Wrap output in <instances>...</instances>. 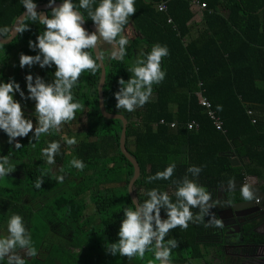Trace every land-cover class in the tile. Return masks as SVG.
<instances>
[{
	"label": "trees",
	"instance_id": "16d2710c",
	"mask_svg": "<svg viewBox=\"0 0 264 264\" xmlns=\"http://www.w3.org/2000/svg\"><path fill=\"white\" fill-rule=\"evenodd\" d=\"M163 1H167L166 12L157 8ZM192 1L135 0L137 11L125 26V34L133 27L138 35L126 46L124 60H115L111 54L102 53L107 72L103 89L105 108L111 114L124 115L129 121L126 144L141 169L134 185L140 202L148 198L146 193L153 188L161 191L169 187L176 189L173 181L182 180L185 176L208 191V188L243 181L247 176L262 177L264 173V0H198L207 6L206 26L198 31L197 37L188 41L194 17ZM33 2L40 5L47 4L48 0ZM99 2L96 0V5ZM73 3L78 5L79 0H73ZM24 11L22 0H0V29H9L3 38L10 37L15 21ZM81 11L92 31L94 23L86 11ZM39 12L51 17V10ZM24 23L29 24V31L19 33L8 45L0 44V52L5 51L2 56L0 54V63L6 67L10 61L8 54L20 44L24 45L22 54H38V49H30L29 41H36L44 26L39 21L33 23L26 19ZM157 43L169 49V56L162 60L165 79L154 85L150 101L142 108L131 113L117 109L114 94L120 88L119 79L127 81L132 75L130 68L135 50L143 58L142 54L150 52ZM54 72L53 65L41 68L38 76L45 82H52ZM100 78L101 68L95 75L88 72L85 82L79 80L73 89L75 100L84 105L83 111L78 112L70 123L81 125L84 131L83 138L73 147V157L67 156L70 147L55 132L41 136L39 141L32 139L30 132L28 137L19 140L23 147L5 152L2 151L8 147L0 148V156L8 155L26 162L22 163L25 164L23 179L13 178L7 187L0 186V222L8 221L12 214H19L30 223L25 225L31 232L38 255L31 261L26 259V264H71L63 256L67 251L65 245L60 250L53 245L52 250H47L48 255L42 256L44 245L49 240L46 236L53 238L59 233H62V238L72 241L70 245L76 248L68 249L83 255L85 264H149L150 260L154 261L151 252L146 253L143 260H129L119 254L111 255L105 247L106 243L119 239L123 209L134 207L128 189L134 167L120 149L122 122L108 120L101 114ZM9 80L17 82L0 71V81ZM22 86L26 95L27 87L24 83ZM200 92L211 102L223 122V131L216 130L200 106ZM19 98L21 100L17 101L23 107L24 99ZM24 113L35 124V119ZM191 122L197 123L198 129L189 130L187 125ZM173 123L176 128H171ZM1 136L8 138L2 130ZM54 140L61 144L55 164L64 174L66 171L69 174L73 159H79L86 165L83 171L72 169L73 173L69 174L72 178H65L63 183L57 180L42 156V149ZM132 140L133 148L129 146ZM228 153H234L240 166L232 165ZM170 163L176 165L171 180L147 182L148 176L163 171ZM192 166L201 168L198 176L188 172ZM38 177L44 181L39 189L35 187ZM114 184L124 186L122 190L103 187ZM60 189H64V193H60ZM28 191L33 194L29 195ZM53 191L58 192L52 194ZM24 197L28 199L24 201ZM171 197L174 201L175 196ZM87 198L94 211L90 216H85L89 208ZM34 200H37L35 205H40L42 213L48 214L47 217L43 218L40 210L32 207ZM161 216L167 218L163 209ZM42 218L47 219L46 229L40 233L36 227L43 224ZM195 224L190 223L186 230L178 227L165 237L166 240L175 238L179 244L172 250V264H195V261L205 259L198 242L202 238L198 233L202 234L204 221ZM91 253L94 254L92 258ZM1 264H6V261ZM154 264L159 262L154 261Z\"/></svg>",
	"mask_w": 264,
	"mask_h": 264
},
{
	"label": "clouds",
	"instance_id": "9594fccd",
	"mask_svg": "<svg viewBox=\"0 0 264 264\" xmlns=\"http://www.w3.org/2000/svg\"><path fill=\"white\" fill-rule=\"evenodd\" d=\"M25 11V19L35 23L39 21L44 26V31L36 37V41H29L32 50H39L35 56L21 54L19 66L31 68L39 65L40 68L55 66L54 79L45 82L40 76L35 79L31 74L26 75V87L28 96L21 90L20 84L15 80L0 82V130L8 136V143L19 149L23 147L17 138H25L31 132L32 139L39 141L43 135L53 132L60 133L65 124L76 119V114L83 111L84 105L75 100L73 89L78 86L80 77L85 72L95 75L104 57L93 52L99 48L100 41L118 45L111 58L123 61L126 56V46L129 39L125 35V26L130 17L134 16L137 9L135 0H79V4L73 0H63L56 5V0H48L51 9V17L38 12L37 4L33 0H22ZM95 5V7H94ZM82 10L95 25V31L89 33L85 27V18ZM29 24H20L17 31L23 34L29 31ZM9 32L7 27L0 29V35ZM169 56L167 46L159 43L153 45L150 52L142 54L143 58L136 60L130 68L132 75L125 81L119 79V90L114 94L117 109H123L129 113L146 105L153 95L154 85H158L165 79L166 72L162 69L163 58ZM26 100H32L34 104L35 124L32 119L26 118L21 103L14 99L15 93ZM219 107V106H218ZM64 143L72 147L78 143L75 137H61ZM31 142V141H30ZM59 141H51L42 149V156L49 165L55 164V158L60 154ZM71 166L83 171L86 165L79 159H73ZM176 169L175 163H170L163 171H157L155 175L148 176L147 182L157 180H171ZM15 171V166L10 163L8 155L0 156V179L9 176ZM201 168L192 166L188 172L198 176ZM63 176L57 180L63 183ZM43 179L38 177L35 182L37 189L41 188ZM177 185L173 195L167 191L153 188L146 195L147 199L140 202L134 198L133 206L123 209L124 218L118 231V241L106 243L107 251L116 256L126 257L131 260L138 258L143 260L146 253L151 252L154 261L159 264H172V250L179 247L175 238L165 239L170 231L180 228L186 230L190 223L203 221L209 215L210 194L195 180L185 176L182 180L173 181ZM245 200L253 199L249 187L241 189ZM137 197V196H136ZM166 212L167 218L161 216V210ZM192 209H199L194 213ZM215 224L222 227L220 220L210 218L205 227ZM23 253V255H22ZM38 255L33 246L32 235L19 214H12L7 221V235L0 236V262L6 264H26L27 257ZM153 260L149 264H154Z\"/></svg>",
	"mask_w": 264,
	"mask_h": 264
},
{
	"label": "flooded vegetation",
	"instance_id": "af4514ba",
	"mask_svg": "<svg viewBox=\"0 0 264 264\" xmlns=\"http://www.w3.org/2000/svg\"><path fill=\"white\" fill-rule=\"evenodd\" d=\"M231 184H236V182L212 187L208 190L211 196L209 203L213 204V206L209 210L210 214L203 219L202 234L198 233V236L202 235L198 242L205 254V259L195 261L197 264H264V259H258L256 262L254 259H249L255 255V250L246 246V243H250L255 239H262L255 231L264 234V221L259 226H250L243 223V216L250 213L255 207L250 209L237 208L234 212L229 211L231 207L226 204L224 198L227 186ZM166 191L172 196L175 189L169 187ZM240 194L234 193L228 194V196L232 198V202H235L239 201L237 197ZM192 211L197 213L199 209H192ZM210 218L220 220L222 227H218L215 224L205 227ZM192 225L197 224L192 223ZM258 254L259 256H264V248L259 250Z\"/></svg>",
	"mask_w": 264,
	"mask_h": 264
},
{
	"label": "water",
	"instance_id": "95a60500",
	"mask_svg": "<svg viewBox=\"0 0 264 264\" xmlns=\"http://www.w3.org/2000/svg\"><path fill=\"white\" fill-rule=\"evenodd\" d=\"M61 3L62 2H56V5L58 6ZM36 10L39 12V11H49L51 9L47 3V4L37 5ZM25 11L15 21L14 26H13V31H12L10 37L3 38L2 35H0V44L8 45L19 35L17 28L20 24H23V22L25 20V15H24ZM83 27H85V29L89 33L92 32L90 30V28L87 26L86 21H85ZM97 53H101L100 46L97 50L94 51L95 56ZM98 63H101V67H100L101 68V78H100V82L98 85L99 108H100V111H101V114L103 117H105L108 120H120L123 124L121 137H120V149H121L122 154L128 159V161L134 167V175L129 182L128 189H129V194H130V197L132 198V200L134 198L137 199L135 191H134V185L141 175V169H140L139 163L131 155L130 151L127 148V144H126L127 127H128L129 121L122 114H111L106 110L104 91H103L105 83H106V75H107L106 66H105L104 59L102 62L98 61ZM227 156H229L230 161H231L233 166L239 165V161L235 157L234 153H228ZM245 185H247L246 181H243L242 183H239V184H231V185L227 186L226 196L224 199L226 200V204L231 207L230 208L231 210H229L231 212H234L237 208H239V209H250L252 207H255L254 210H251L250 213L243 216V218H244L243 223H246V225H250V226H252V225L259 226L264 221V191L261 189V187L259 185H253V186L249 187V191L251 192V194L253 196V199H251V200H245L244 197L242 196V194H240L237 197V199L239 201L232 202L231 201L232 198L228 196V194L242 193L241 189ZM249 214H250V216H249ZM255 233L259 234V236H261L262 239H255V240L251 241L250 243H246V246L249 249L255 250V255L250 257L249 259H254V261L256 262L258 259H264V256H259V254H258V251L264 248V234L258 233L256 231H255Z\"/></svg>",
	"mask_w": 264,
	"mask_h": 264
},
{
	"label": "rangeland",
	"instance_id": "374dc122",
	"mask_svg": "<svg viewBox=\"0 0 264 264\" xmlns=\"http://www.w3.org/2000/svg\"><path fill=\"white\" fill-rule=\"evenodd\" d=\"M5 53V51L3 52H0V54H1V56H2V54H4ZM107 57V56H106ZM139 58H141V56H140V52H138L137 53V50H135V55H134V59H133V61L131 62V66L133 67L134 65H135V63H136V60L137 59H139ZM87 73L88 72H85V73H83L82 74V76L80 77V80L82 81V82H85V78H86V76H87ZM24 85L26 86V81L24 82ZM84 133V131H83V129H82V126L81 125H79V124H74V125H72V124H65L64 125V127H63V129L61 130V135L63 134V136H67V137H69V138H71V137H75L76 139H77V141H78V143H79V141L83 138V134ZM2 143V142H1ZM0 143V146L2 147L3 146V144H1ZM77 143V144H78ZM134 145V142H133V140L132 141H130L129 142V146L130 147H134L133 146ZM75 146V145H74ZM74 146H72V147H68L69 149H68V152H67V156H69V157H73L74 156V153H73V147ZM7 151H9V150H11V149H9V148H7L6 149ZM46 161V160H45ZM13 166H15V171L14 172H12V173H10L9 174V176H7V177H5V178H3V179H0V186H6L7 187V185H10V180L11 179H15V178H17V179H23V175H24V167H25V164H19V165H16V164H12ZM48 165V164H47ZM51 167L50 168H52L53 169V171H54V173H55V175L58 177V176H63L64 177V179L65 178H72V176L71 175H69V174H72L73 173V171H71L72 169L74 170V169H76L75 167H72V166H70V172H69V174H67V171L65 172V174L63 173V170H61L60 168H58V165H56V164H53V165H50ZM76 170H78V169H76ZM75 171V170H74ZM63 179V180H64ZM123 184H114V185H105V186H103L104 188H107V187H109V188H111L112 190H122V188H123ZM55 192H58V191H53L52 192V194L53 193H55ZM141 193H142V191H140ZM60 193H64V189H60ZM28 194L29 195H32L33 193L30 191H28ZM51 194V195H52ZM51 195H49V196H47V197H50ZM24 199V201H26V199H28L27 197H24L23 198ZM40 199V198H39ZM37 201V200H36ZM36 201L34 200V202L32 203V207H34V208H38L39 210H40V214L43 216V218L44 217H47V215L48 214H45V213H42V209H41V207H40V205L37 207L35 204H36ZM86 204H87V206H89V208L86 210V212H85V216H90V215H93L94 214V211L92 210V207H90L91 205H90V200H89V198H87L86 199ZM41 216V217H42ZM42 218V221H43V224H41V225H37V227H36V230L38 229L39 231H40V233H43V232H45V229H46V222L45 221H47V219L46 220H44ZM41 221V222H42ZM24 223L25 224H28L29 222H26V221H24ZM30 224V223H29ZM37 224H40V222L39 221H37ZM55 225V224H54ZM35 230V231H36ZM62 233H59V234H57V235H54V237L52 238V237H50V238H47V236H46V240H48L46 243H45V245H44V253H43V255L42 256H47L48 254L46 253L47 252V250H52L53 248H52V246L53 245H56V247H54L55 249L58 247L59 248V250L62 248V249H64L65 247H64V245L67 247V251H65V253L63 254V256L65 257V259H67V260H69V262L71 263V264H85L84 263V259H85V257H83V255L82 256H80L79 254H78V251L77 250H75V251H77V252H73V251H70V250H72V249H75L76 247H74L73 245H70V243L72 242V241H70V240H67L66 238L64 239V238H62L60 235H61ZM7 235V221H4V222H0V236H6ZM68 248H70V250L68 249ZM22 255H23V253H22ZM94 256V254L93 253H91V255H90V258H92ZM31 258L32 257H27L26 259L28 260V261H31ZM86 259H87V257H86ZM1 263H3V262H0V264Z\"/></svg>",
	"mask_w": 264,
	"mask_h": 264
},
{
	"label": "crops",
	"instance_id": "0c3cea01",
	"mask_svg": "<svg viewBox=\"0 0 264 264\" xmlns=\"http://www.w3.org/2000/svg\"><path fill=\"white\" fill-rule=\"evenodd\" d=\"M193 1H198V0H193ZM191 5H192L194 17L191 21V31L187 35L188 41H191L193 38L197 37L198 31L204 29L206 26L205 12H206L207 7L202 8V7H199L198 5H193V4H191ZM92 31H95V25L92 26ZM125 35H127L129 41H131V39L133 37L137 36L138 33L135 31V29L133 27H130L129 32L126 33ZM99 46L101 49V53H104L105 55L106 54H112V52L114 50H116V45L114 46V45L107 44V43L103 42L102 40L100 41ZM22 47H24V45L20 44L17 47V49L13 50L11 53L8 54L10 57V61L7 62L8 67H6V65H4L3 63H0V71H4V73L8 77L16 79L17 83L20 84L21 90L23 88V86H22L23 83L26 81V79H25L26 75L31 74L33 76V78L35 79V77L39 75L40 70H41V68L38 64L32 66L31 68L26 66L23 69L19 66V58H20V55L22 54V52H21ZM25 96H28V93ZM19 97H20L19 93L18 92L15 93L14 99L15 100H21ZM22 103H24V106H23L24 112L29 114V116L32 117L33 119H36V117L34 115V104H35V102L30 100V99L29 100L24 99L22 101ZM59 134L61 135V132ZM62 136H63V134L61 135V137ZM17 140L19 141L20 138H17ZM0 143L3 144L2 147L0 146L1 149H3L4 146L8 147L11 150L13 148H15L14 143L13 144L8 143V138L6 136L0 137ZM5 151H6V149H4L2 152H5ZM10 163L19 165V164L26 163V162H20L17 159H15L14 157H10ZM238 166H240V162H239ZM238 166H235V167H238ZM243 181H246L248 187H251L253 185H259L261 187V189L264 191V173H263L262 177H259L256 175L247 176ZM243 181H235V182H236V184H239V183H242ZM210 189L211 188H208V190H210ZM195 264H197V263L195 262Z\"/></svg>",
	"mask_w": 264,
	"mask_h": 264
},
{
	"label": "built area",
	"instance_id": "2783aa9c",
	"mask_svg": "<svg viewBox=\"0 0 264 264\" xmlns=\"http://www.w3.org/2000/svg\"><path fill=\"white\" fill-rule=\"evenodd\" d=\"M191 4L198 5L199 7H202V8L207 7L206 4L200 3L198 1H193ZM157 8L160 12H166L167 11V1H163L159 3ZM198 97H199L200 106L205 110L208 117L212 120L216 130L223 131V122L217 116L216 112L213 110L211 102L205 96H203L202 92L198 93ZM161 122L163 123V121ZM187 127L189 130L198 129V124L195 122H191L187 125ZM171 128H176V124L175 123L171 124Z\"/></svg>",
	"mask_w": 264,
	"mask_h": 264
}]
</instances>
